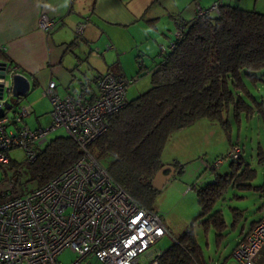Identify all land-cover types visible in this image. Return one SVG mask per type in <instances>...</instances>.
<instances>
[{
    "label": "trees",
    "instance_id": "trees-1",
    "mask_svg": "<svg viewBox=\"0 0 264 264\" xmlns=\"http://www.w3.org/2000/svg\"><path fill=\"white\" fill-rule=\"evenodd\" d=\"M201 8L205 12L197 11L192 19L177 23L173 38L159 46L157 63L149 71L147 91L135 98H127L123 108L107 117V129L96 136L87 149L113 179L150 209L154 195L159 191L151 182L165 164L161 159L162 150L173 132L201 118L225 125L228 120L224 114L230 110L235 116L264 113L263 102L255 98L246 84H256L257 80L264 82V12L221 1L217 12L209 7ZM143 72L141 65L138 75ZM100 75L95 79L96 85ZM88 87L82 88L84 97ZM235 145L238 144H232V147ZM79 149L69 135L56 136L38 148L36 158L26 163L28 178L25 182L30 183L29 186L20 183V166L8 158L10 173L2 171L0 183L9 181L16 190L11 189L6 195H21L42 186L77 161L81 156ZM228 153L221 159L231 158L230 169L219 173L218 165L213 166L209 169L213 175L210 182L191 184L197 194L199 213L189 229L163 250L162 264H209L194 226L198 224L206 232L211 228L217 245H220L228 227L235 228L244 218V209L229 206L232 220L228 224L223 210L216 204L224 200L229 191L236 200L245 199L249 191L264 195V182L255 184L257 170L244 160L242 148L235 156ZM172 166L175 171L182 172L177 162ZM261 218L251 220L248 231L241 230L239 242ZM254 264H264V245Z\"/></svg>",
    "mask_w": 264,
    "mask_h": 264
},
{
    "label": "built area",
    "instance_id": "built-area-1",
    "mask_svg": "<svg viewBox=\"0 0 264 264\" xmlns=\"http://www.w3.org/2000/svg\"><path fill=\"white\" fill-rule=\"evenodd\" d=\"M219 3L216 0L209 9L217 12ZM196 11L205 12L199 3ZM38 18V27L45 32L57 24L46 14ZM82 27V23L75 27L78 36ZM4 68L0 108L6 109L13 97L8 79L21 72L17 65L7 62ZM130 82L125 75L104 72L97 81V95L87 99L83 93L59 95L54 90L55 81L50 80L42 90L50 100L47 126L26 125L24 118L31 111L26 105L18 106L12 117L6 110L0 116V165L7 163V152L12 148L23 149L27 161H33L38 148L48 142V135L63 127L81 150L77 161L24 194L8 196L13 184L0 183L5 188L1 187L0 198V264H60L57 256L64 249L76 255L71 264H80L89 255L101 264H162L163 250L154 243L168 232L163 220L153 208L132 197L87 150L107 129V117L127 103ZM239 150L235 145L228 154L235 156ZM202 162L210 169L222 159ZM263 245L264 213L233 253L240 264H254Z\"/></svg>",
    "mask_w": 264,
    "mask_h": 264
},
{
    "label": "crops",
    "instance_id": "crops-1",
    "mask_svg": "<svg viewBox=\"0 0 264 264\" xmlns=\"http://www.w3.org/2000/svg\"><path fill=\"white\" fill-rule=\"evenodd\" d=\"M220 1L264 12V0ZM215 2L216 0H0V47L3 52H0V60L6 59L9 63L17 64L19 72L30 83L24 97L14 98V104L10 101L6 104V113L13 109L14 114L21 100L31 90L37 86L44 89L50 80L55 81L54 90L61 96L81 94L82 88L89 86L84 94L85 98L91 99L96 93L95 79L104 72L113 71L134 80L132 73L139 76L138 71L142 65L149 74L157 63L159 46L166 45L173 38L177 23L192 19L197 13V3L208 8ZM41 14L57 20L52 31L45 32L38 27V17ZM80 23L83 24V33L77 36L75 27ZM28 104L26 106L31 107L32 113L34 104ZM35 117L39 127V116ZM24 121L26 123V118ZM219 165H223V160ZM262 209L264 210L263 207ZM262 211L258 218L262 217ZM241 227L237 243L241 238L240 233L249 230V224ZM231 254L235 261L226 258L222 262L211 263L209 260V264H240L232 250ZM80 264L101 263L89 255L82 258Z\"/></svg>",
    "mask_w": 264,
    "mask_h": 264
},
{
    "label": "rangeland",
    "instance_id": "rangeland-1",
    "mask_svg": "<svg viewBox=\"0 0 264 264\" xmlns=\"http://www.w3.org/2000/svg\"><path fill=\"white\" fill-rule=\"evenodd\" d=\"M14 64V63H9ZM17 65V64H15ZM18 66V65H17ZM143 75L136 76L132 73L134 80L131 79L126 92L128 99L135 98L147 91L150 87V74L147 72ZM131 76L129 75V78ZM137 80H139L137 82ZM249 90L254 94L259 102H263L264 106V82L259 80L256 84L246 83ZM43 88L37 86L29 92V94L21 100L20 105H29L32 102L33 112L26 116V123L31 127L38 126L35 116H39L40 124L47 126L49 123L48 110H50V100L48 97L42 95ZM42 95V96H41ZM14 98H9L11 104H14ZM6 109H4L5 111ZM12 110L7 111L8 116L12 117ZM114 114V113H113ZM224 118L227 123L220 124L216 120H208L206 118L198 119L197 122L184 129L173 132L164 145L162 150L161 159L163 162L170 165L177 162L181 167L182 172L175 171V173L165 182L162 189L154 195L151 207L157 211L164 225L167 227L168 232L165 236L156 240L154 245L161 249L166 250L172 245L173 239H178L186 230L189 229L196 215L199 213V206L197 202V194L193 189L188 187L194 183H207L213 178L210 175V170L205 168L203 160L207 163L213 162L217 157L222 158L232 148V144H238L242 148L241 155L244 160L257 170L255 184L264 182V113H253L252 115L245 116L240 114L235 116L232 110L226 111ZM108 124V123H107ZM8 128H10L8 126ZM67 135L66 130L58 128L48 135V141L56 136ZM46 144V143H45ZM44 144V145H45ZM43 145V146H44ZM260 150V153H259ZM262 152V153H261ZM8 156L17 165L20 166L21 176L20 183L25 182L28 178L27 160L24 150L21 148H12L9 150ZM231 158L225 157L223 165L217 166L219 173H224L230 169ZM5 163L0 166V177L2 171L10 173L9 165ZM106 169V168H105ZM111 176V175H110ZM2 181L1 183L5 184ZM0 186L1 187L4 185ZM14 186V185H13ZM12 190H16L15 187ZM3 191V190H1ZM231 191L227 192L225 199L216 204L217 208L223 210L224 217L227 219L228 224L231 223L232 217L229 206L240 207L244 209V218L239 220L238 225L232 229L228 227L229 231L222 241L220 247L217 246L215 241V232L208 229V232L200 225L194 226L198 242L200 243L204 255L211 263L215 261L222 262L224 259L235 261L231 254V250L237 244L241 225L248 226L251 220L256 219L261 214L264 208V195L259 192L249 191L245 199L236 200L231 197ZM264 212V210L262 211ZM76 259L75 253L69 249H64L58 256L57 260L60 264H71ZM227 263V262H226Z\"/></svg>",
    "mask_w": 264,
    "mask_h": 264
},
{
    "label": "water",
    "instance_id": "water-1",
    "mask_svg": "<svg viewBox=\"0 0 264 264\" xmlns=\"http://www.w3.org/2000/svg\"><path fill=\"white\" fill-rule=\"evenodd\" d=\"M6 66V61L0 60V80L1 82L5 79L4 67ZM11 83V92L13 97L19 98L24 97L29 90L30 83L29 79L22 73L14 74L10 79ZM0 90V98H1ZM4 113V109L0 108V116ZM158 172L154 175L151 184L156 189H162L165 185V182L175 173V168L170 164H163L161 168L157 170Z\"/></svg>",
    "mask_w": 264,
    "mask_h": 264
},
{
    "label": "bare ground",
    "instance_id": "bare-ground-1",
    "mask_svg": "<svg viewBox=\"0 0 264 264\" xmlns=\"http://www.w3.org/2000/svg\"><path fill=\"white\" fill-rule=\"evenodd\" d=\"M90 145V144H89Z\"/></svg>",
    "mask_w": 264,
    "mask_h": 264
}]
</instances>
